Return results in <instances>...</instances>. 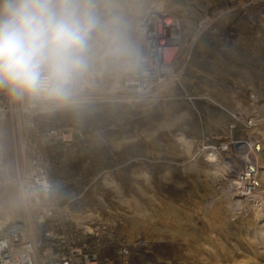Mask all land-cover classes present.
<instances>
[{
    "label": "rangeland",
    "instance_id": "374dc122",
    "mask_svg": "<svg viewBox=\"0 0 264 264\" xmlns=\"http://www.w3.org/2000/svg\"><path fill=\"white\" fill-rule=\"evenodd\" d=\"M99 3L126 20L142 66L98 71L72 107L0 90V221L34 241L42 175L99 264H264V0ZM149 11L181 40L152 76Z\"/></svg>",
    "mask_w": 264,
    "mask_h": 264
},
{
    "label": "clouds",
    "instance_id": "9594fccd",
    "mask_svg": "<svg viewBox=\"0 0 264 264\" xmlns=\"http://www.w3.org/2000/svg\"><path fill=\"white\" fill-rule=\"evenodd\" d=\"M141 66L126 20L99 0H0V90L14 100L72 107L98 71Z\"/></svg>",
    "mask_w": 264,
    "mask_h": 264
},
{
    "label": "built area",
    "instance_id": "2783aa9c",
    "mask_svg": "<svg viewBox=\"0 0 264 264\" xmlns=\"http://www.w3.org/2000/svg\"><path fill=\"white\" fill-rule=\"evenodd\" d=\"M34 195L43 193L49 200L35 218V239L29 236L25 221H0V264H99L96 255L78 247L68 235L72 219L68 205L51 200L52 186L42 175L31 181Z\"/></svg>",
    "mask_w": 264,
    "mask_h": 264
},
{
    "label": "bare ground",
    "instance_id": "6f19581e",
    "mask_svg": "<svg viewBox=\"0 0 264 264\" xmlns=\"http://www.w3.org/2000/svg\"><path fill=\"white\" fill-rule=\"evenodd\" d=\"M153 13H152V11L151 12L150 11L148 12V15L150 17L149 20H151V21L149 22V26L147 28L148 29V33H147V44L149 46L150 52L152 54H155V53H158L159 52L161 54V56H160L161 58H159V59H156L155 58V59L152 60V62L150 64L144 65L143 70H144V72L146 73L147 76H152V75L157 74L159 72L160 67L161 68H164L165 66L168 65V63L164 59V54L166 53V51L168 49L175 48L176 50H178L181 47V40L179 38V35L176 34V26L177 25L172 21L173 19L172 20H167V21L163 22L161 20V17H158L157 16L158 19H155L154 16L152 15ZM167 53H171V52H167ZM171 56H173V55H171ZM175 58H177V57H175ZM170 59H171V57H170ZM172 59H174V58H172ZM160 65H162V66H160ZM251 120L249 121L250 122V125H252ZM256 151H261V149L260 148H257ZM255 153L256 152H254V154ZM254 154L252 153L251 155L255 156L258 153L255 154V155ZM247 158H248V161H250L249 156ZM256 161H257V159L255 160V162ZM251 163H252V161L249 164H251ZM250 167H251V165H250ZM251 168L254 169L253 173L255 174V178L258 177L259 176L258 174H260L259 171H258V168L257 167H254V166L251 167ZM256 183L257 184H253L252 183L253 185L250 184L249 182L246 183L244 185V193L239 194V192H240L239 191L238 194H235L234 195V197L236 198V200H240L241 198L244 199V197L246 198L249 195L248 192L251 191V187L252 186L253 187L254 186L255 187H258L259 184H258V182H256ZM252 197L254 198V196H252ZM238 202L239 201H237V203Z\"/></svg>",
    "mask_w": 264,
    "mask_h": 264
}]
</instances>
